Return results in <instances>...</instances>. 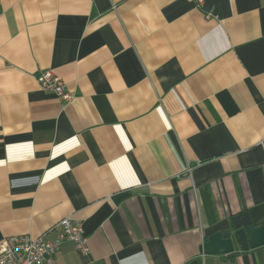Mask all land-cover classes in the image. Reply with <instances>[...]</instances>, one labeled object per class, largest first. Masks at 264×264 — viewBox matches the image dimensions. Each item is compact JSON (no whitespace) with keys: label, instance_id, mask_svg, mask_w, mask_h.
Returning a JSON list of instances; mask_svg holds the SVG:
<instances>
[{"label":"crops","instance_id":"1","mask_svg":"<svg viewBox=\"0 0 264 264\" xmlns=\"http://www.w3.org/2000/svg\"><path fill=\"white\" fill-rule=\"evenodd\" d=\"M263 139L264 0H0V242L74 217L57 264H264L203 253L264 226Z\"/></svg>","mask_w":264,"mask_h":264},{"label":"built area","instance_id":"2","mask_svg":"<svg viewBox=\"0 0 264 264\" xmlns=\"http://www.w3.org/2000/svg\"><path fill=\"white\" fill-rule=\"evenodd\" d=\"M186 1L194 3L200 9L205 5V0ZM205 18L211 20L215 16L212 12H207ZM36 79L42 91L52 93L64 102L73 99V94L67 91L64 80L52 70L41 71ZM261 145L264 149V139ZM51 233H58V239L54 242L47 239ZM65 241L73 243L78 253L82 255L89 253L88 239L84 235L82 221L68 217L37 239L27 235L2 240L0 264H57L56 255Z\"/></svg>","mask_w":264,"mask_h":264},{"label":"water","instance_id":"3","mask_svg":"<svg viewBox=\"0 0 264 264\" xmlns=\"http://www.w3.org/2000/svg\"><path fill=\"white\" fill-rule=\"evenodd\" d=\"M264 246V226L256 227L248 213L234 217L223 231L211 234L203 247L209 256L235 252L236 247L247 252Z\"/></svg>","mask_w":264,"mask_h":264}]
</instances>
